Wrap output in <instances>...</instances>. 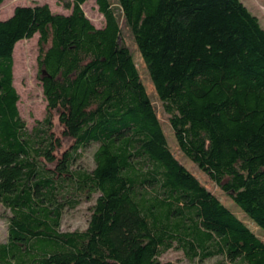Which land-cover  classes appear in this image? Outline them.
Listing matches in <instances>:
<instances>
[{"label":"trees","instance_id":"1","mask_svg":"<svg viewBox=\"0 0 264 264\" xmlns=\"http://www.w3.org/2000/svg\"><path fill=\"white\" fill-rule=\"evenodd\" d=\"M4 0H0V5ZM17 5L0 19V202L9 209L0 264H173L170 249L213 264H264V26L243 0H95ZM117 8L133 34L179 150H172ZM39 34L47 115L29 128L14 48ZM62 135L71 140L63 148ZM94 144L93 167L80 165ZM93 199L87 226L65 208ZM261 232L258 233L256 229Z\"/></svg>","mask_w":264,"mask_h":264},{"label":"rangeland","instance_id":"2","mask_svg":"<svg viewBox=\"0 0 264 264\" xmlns=\"http://www.w3.org/2000/svg\"><path fill=\"white\" fill-rule=\"evenodd\" d=\"M247 6L259 17L261 24L264 26V0H243ZM116 7L117 3L113 0ZM34 3H48L53 11L69 13V9H65L63 5L57 0H4L0 5V19L9 17L17 5H30ZM86 15L97 26H103L104 15L99 11L95 0H88L82 4ZM116 13L119 18L122 37L126 45L131 49L143 82L146 85L148 93L154 106L157 109L159 118L162 121L164 130L170 142L172 150L176 153L180 161L185 164L191 171H193L198 178L220 199L234 210L240 217H244L250 225V221L245 214L240 210L239 206L230 198V196L223 192L218 186L208 177L206 173L201 171L196 164H194L187 156H185L177 147L174 133L169 121L168 114L164 111L162 102L160 101L154 84L151 80L149 71L141 58L138 47L134 40L133 34L125 24L119 9ZM39 34L36 33L31 38L19 40L14 48V83L20 94L18 106L22 117L25 119L29 128L37 124L38 120H42L47 115V101L43 92L42 82L40 78V67L38 64L39 56ZM54 125L57 134L62 138L63 148L69 147L71 140L62 135V125L59 123L58 117L54 118ZM95 145L91 144L84 152L83 156L79 159L80 165L87 168H92L93 163V150ZM94 203L93 199L83 200L74 208H65L62 218V228L64 230L84 229L87 226L88 219L91 213L90 207ZM9 209L2 205L0 202V241H6L8 238V215ZM258 233L261 231L254 227ZM264 237V236H262ZM163 260L171 261L173 264H213L221 259V256H214L202 260L188 259L183 251L177 249H170L165 252L162 257ZM227 264H230L227 262Z\"/></svg>","mask_w":264,"mask_h":264}]
</instances>
